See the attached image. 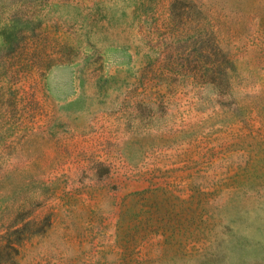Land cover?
Instances as JSON below:
<instances>
[{"label":"rangeland","instance_id":"1","mask_svg":"<svg viewBox=\"0 0 264 264\" xmlns=\"http://www.w3.org/2000/svg\"><path fill=\"white\" fill-rule=\"evenodd\" d=\"M0 264H264V0H0Z\"/></svg>","mask_w":264,"mask_h":264}]
</instances>
